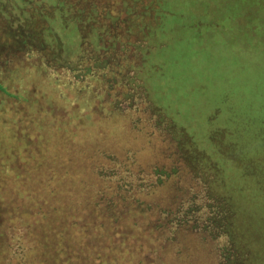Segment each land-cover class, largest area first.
I'll list each match as a JSON object with an SVG mask.
<instances>
[{"label": "trees", "instance_id": "obj_1", "mask_svg": "<svg viewBox=\"0 0 264 264\" xmlns=\"http://www.w3.org/2000/svg\"><path fill=\"white\" fill-rule=\"evenodd\" d=\"M142 1L203 11L194 0ZM53 4L62 50L0 67L10 74L0 79V225L10 262L227 264L226 242L240 264H264V131L246 130L237 154L225 141L224 150L202 143L162 92L154 47L125 68L104 27L88 29L70 1ZM165 15L152 19L154 44L164 37L153 20ZM249 157L258 171L238 168ZM226 208L215 233L210 221Z\"/></svg>", "mask_w": 264, "mask_h": 264}, {"label": "rangeland", "instance_id": "obj_2", "mask_svg": "<svg viewBox=\"0 0 264 264\" xmlns=\"http://www.w3.org/2000/svg\"><path fill=\"white\" fill-rule=\"evenodd\" d=\"M67 1L75 5L76 11L85 12L81 18L87 20L88 29L104 27L110 34L105 37L119 41L116 45L121 51L115 56L125 68L130 64L129 57L145 63L144 49L154 47L148 55L153 59L154 74L166 82L162 92L189 117L190 127L202 143L214 141L220 145L225 141L237 154L238 140L244 139L246 130L264 131V0H194L203 11L187 2L191 0H183L182 6L190 7L181 9L169 8V2L167 9H153L151 4L147 9V2L142 0ZM46 2L0 0L1 68L10 61H24L31 51L56 56L62 50L65 29L50 22L55 6ZM162 11L169 20L161 18L153 23L158 32L162 31L164 43L154 44L155 29L152 31L150 26L154 15ZM227 23L231 27L222 28ZM73 36L70 44L76 41L77 36ZM9 75L2 71L0 79L10 80ZM218 147L226 149L223 143ZM253 159L249 157V162L239 163L238 168L253 165L258 171ZM218 214L210 221L216 222L215 233L228 223L227 208ZM6 245L3 231L0 264H12L4 253ZM223 247L227 264H240V254L235 256L231 251L233 246L225 242Z\"/></svg>", "mask_w": 264, "mask_h": 264}]
</instances>
